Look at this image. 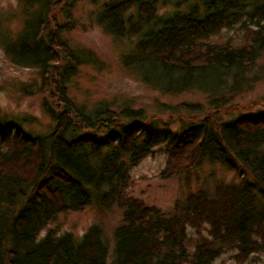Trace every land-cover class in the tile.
I'll list each match as a JSON object with an SVG mask.
<instances>
[{
  "label": "trees",
  "instance_id": "trees-1",
  "mask_svg": "<svg viewBox=\"0 0 264 264\" xmlns=\"http://www.w3.org/2000/svg\"><path fill=\"white\" fill-rule=\"evenodd\" d=\"M23 1L22 28L14 36L1 31L0 42L16 62L40 69L43 86L53 81L56 101L43 99L53 122L43 134L30 135L0 119V264H105L108 243L98 225L78 238L52 229L37 237L59 213L93 202L122 209L112 264H212L227 251L244 262L264 252V113L228 119L207 114L173 134L159 129L161 121L143 108L77 102L68 93L70 81L81 65L100 66L101 60L63 36L75 26L76 0ZM92 1L105 31L133 41L123 65L161 91L205 93L216 114L247 82L250 68L264 76V61L258 63L264 57V0H179L161 14L158 0ZM231 29L222 40L212 39ZM160 105L203 109L189 101ZM160 137L166 140L162 177L189 173L209 160L252 180L190 191L164 213L127 194L131 169L155 151Z\"/></svg>",
  "mask_w": 264,
  "mask_h": 264
},
{
  "label": "rangeland",
  "instance_id": "rangeland-1",
  "mask_svg": "<svg viewBox=\"0 0 264 264\" xmlns=\"http://www.w3.org/2000/svg\"><path fill=\"white\" fill-rule=\"evenodd\" d=\"M158 1L157 12L161 14L172 11L179 0ZM181 4L183 6L184 3ZM23 6V0H0V32L4 31L8 36L18 33L25 19ZM98 11L99 5L92 0H76L73 7L75 26L63 35L71 46L89 48L101 60L100 66L91 63L81 65L78 73L70 81L68 93L77 102L84 103L88 107L99 101L113 108L122 104L143 108L146 115L161 121L159 129L163 125L173 134L181 128H186V123L207 114L215 115L219 119H228L242 113H264V76L258 75L251 68L246 75L247 82H243V86L235 93L234 98L224 107L219 108L216 114L207 106L205 93L197 90L181 93L165 92L145 84L122 63V54L132 46L133 41L116 38L105 31L97 22ZM56 18L62 21L63 15L57 13ZM233 32L234 29L223 30L212 39L222 40ZM263 61L264 57H261L258 63ZM247 83H249L248 87H246ZM43 85L40 69L16 62L10 51L0 42V119L8 124L20 126L30 135L48 132L53 122L44 111L43 99L47 98L53 103L56 100H53L51 94L53 81H49V86ZM32 88L34 92L30 93ZM183 101L199 102L203 104V109L193 112L160 107L161 102L165 105H175ZM83 131L91 130L83 129ZM104 134V130L97 133L100 137ZM165 143L166 140L160 141L154 147L155 151L152 154L147 155L131 169L132 183L127 190V194L142 199L146 204L154 205L164 213L172 211L175 202L183 200L190 191L200 189L210 191L218 181L238 183L252 180L248 173H243L240 169L230 170L222 163L209 160L202 161L189 173L162 177L159 171L166 163V154L163 152ZM121 216L122 209L117 204L102 209L93 202L82 210L59 213L39 231L37 237H45L48 230L52 229L57 235L70 232L78 238L91 225H98L108 243L109 252L105 264H112L114 229L120 223ZM189 233L193 234L191 228ZM212 264H264V252L239 262L232 257L231 252L227 251Z\"/></svg>",
  "mask_w": 264,
  "mask_h": 264
}]
</instances>
